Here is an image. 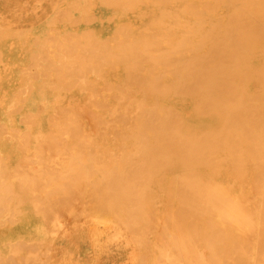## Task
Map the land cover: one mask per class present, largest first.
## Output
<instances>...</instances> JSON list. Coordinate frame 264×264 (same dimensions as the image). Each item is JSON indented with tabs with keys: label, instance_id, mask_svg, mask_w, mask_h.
I'll use <instances>...</instances> for the list:
<instances>
[{
	"label": "bare ground",
	"instance_id": "6f19581e",
	"mask_svg": "<svg viewBox=\"0 0 264 264\" xmlns=\"http://www.w3.org/2000/svg\"><path fill=\"white\" fill-rule=\"evenodd\" d=\"M4 1L6 2V0H0V14L2 12H6L2 8ZM74 1L78 2L77 6L76 4H74ZM72 3L76 8H72L74 7L73 5H71ZM69 5H71L72 7H70ZM61 6H63V3L61 4ZM69 7L72 9V11L70 9V11L68 12ZM67 8H68L67 10H64V14L65 12L66 14L67 13L70 14L69 15V18L71 19L70 23L68 21V27L70 29H65L67 25L64 26L65 27L64 30L61 29L66 32L65 34H67L66 35V37L68 36L67 38L61 35L60 37L58 35L53 36L55 30L57 29L56 28L54 32L52 31L48 32V36L46 37L42 38V36L37 35L39 39L37 38L34 39V37L32 39L35 42L36 39L42 40L50 36V39L49 38L48 39L51 40V34L49 33H53L52 36L54 39H56L54 40L55 42H57L58 39L59 40L61 39L59 43L57 42L58 44H60L59 46H61L59 48L62 49L63 46L61 44L68 43L67 44L68 47L70 46V44H74L73 49L78 48V51L81 42H83L84 45H81V48L83 49L80 48L82 52H78L77 49H75L76 52H78L82 57L84 56L83 53L85 49L84 47L86 46L88 49H90V47H88L87 45H91L92 46L91 53L90 52L88 53L87 49L85 50V52L87 51V53L85 54L86 55L89 54L88 55L89 57L83 59L80 55H76L80 58L79 60L81 61V66L79 68L82 67V64L83 66L86 67L83 68L84 70H81L82 68L81 69L77 68V66H79L77 65V63H79L80 61L77 59V57L75 58V56H73L74 52L72 51L73 50L72 45L71 47H69V49L71 48L70 50L67 49L68 47L67 48L65 47L67 50H65L64 48V50L67 53L61 51V49L58 50L60 53L55 52L54 54L53 53L54 51L52 53L50 52L51 54L54 55L58 53L60 55L62 54L61 55L62 58L59 57L60 55H56V57L58 56L57 58H55L54 56L52 57V59L58 60L57 63H62L59 62V60L60 61L66 60V64L63 62L65 64V65L63 64L64 65L63 68H66L65 66L67 65H69V67L68 69L62 70L65 71V75L63 76L57 75L59 73L57 71L58 70L60 71V69L62 68L56 67L55 63L57 60H52L51 57L48 56H46L45 58L51 59L50 62L52 64L53 61L52 66L54 65L53 67L55 68L50 66V62L48 61L47 62L49 63V65L47 64L46 61L44 63L42 61L43 64L40 65L41 63L40 59L47 60V59H43L44 57L42 58L39 57L40 58L38 60L39 62L35 61L37 64L35 63L34 65H36L38 69L46 65H48V68L49 66L53 68V70L57 72V74L54 73L56 74L55 76L57 77L55 76L53 77L55 82L56 79L58 78V81H60V82L57 81V83H59V86L64 76L66 77L71 74L72 75L74 74L73 76L71 75L70 79L64 78L66 79V81L70 80V83L68 82L69 86H67L66 82L64 83L62 81V83L64 84H61V86L65 85L64 90L68 91L70 86L71 88L73 87L75 89L76 84L81 85V82H83L84 81L83 79L85 78L84 74H87L90 70L88 69L90 68V66L88 67L87 65H90L95 62V64L93 65L94 67H91V69L94 68V70L93 71L90 70V73L92 77H96V78L93 80V82H91L90 80V84L99 81V84H97V87H99L100 82L103 81L104 83V81L106 80L108 81L107 82L108 85H106L108 87L105 86L106 83H104L103 86L108 88V90H110L108 92L110 93L109 95H107L108 93L104 94L105 92H107L106 91L107 89L104 90L105 92L103 91L102 93L101 89H105V88L104 87L101 88L100 86L99 89L101 90L100 91L101 93L98 91L100 94L96 92L95 96L88 95L89 96L88 98L91 102L88 99H79L78 101L75 100L73 96L69 98H73L74 102L72 99H70L72 101L71 102L68 98H67L68 101L65 102L64 100L66 99V97L64 98V100L61 97L63 96L62 94L65 95L66 93H64L65 91H63V88L61 89L60 87L58 89H61L63 92L57 89L58 91H56V95L54 94L55 97L52 96L55 102H53L52 100L50 102H45L44 100H40L42 102H34L36 101V99L33 98L34 101L32 99L31 101L30 98L26 96L32 90L30 87L29 88L30 91H28L29 89L26 88L25 91L26 93L27 92L28 93L24 96L25 98L29 99L30 103L23 102L22 99L23 96L21 97L19 92H18L19 95L18 94L16 95L15 93L17 92L15 91H14L15 93L12 94V95L15 94L17 97L12 96L10 93L9 95L12 97V99L10 97V100H14V102L13 101L11 102L7 101L8 103L4 102L5 104L4 107H0V156H1L0 159L3 160V162H1L0 160V164H3L2 166H4V167H0V185L1 188L2 187L5 188L4 189L6 190L5 194L7 193V191H11V190L14 191L16 187H17V189L15 190L16 194L18 193L17 191L19 189L20 190L22 189V187L23 189L21 191L23 192H21V194L22 193L25 194L27 192V190H25L24 192V186H21V188L19 187V184L21 185L19 181L22 179H19V181H15V183H18V185H16L13 182L14 180L18 179V177L14 180L12 179L13 181L11 182L9 181L7 183L5 181L6 180L5 178L6 176H5L3 178V181L5 182H2V177H1L2 175H6L8 174V172L11 173L17 172L15 171L16 170L15 168H18V166L16 165L17 167L14 166L13 169L15 170L12 171L11 170L12 167L10 169L8 168L7 164H5V159L8 158V154L6 155L7 156L6 158L2 159L3 152L1 151L4 150L1 145L2 138L7 137L9 140H11L12 137L9 138L8 136L14 137V135L15 134L18 135L17 132L20 131L18 127H17L18 130L14 127L15 132L14 131L11 132L10 130L11 128L7 130V127H10L11 125L10 126L7 125L18 124V123H20L21 125L24 124L23 126L27 128L25 130L29 132L27 133V131L24 130L25 132L23 131L22 133H20L19 135L20 137L16 136L14 137V139L15 138L20 139L23 136H24L23 138L25 139L27 134H28L27 136L28 138H32L33 136L37 138L41 136L43 141L47 140L46 144L47 143L51 144L52 142H54L55 138L59 140L62 139L61 137H59V135L61 133L63 134L66 133L62 130L63 128H61V126L62 127L64 126L67 127V129L69 128V130L67 129L65 130L64 128L65 131H68L67 136L68 134L69 136L72 135V137L69 136L68 137L73 140L74 139L77 140V142L73 141V143H70L69 146H67L69 147V149L60 148L59 150H57L59 152L61 150L66 151L65 154L63 152L62 155L60 156V158L64 163L62 164L64 167H62V165L60 166L63 169H66V171L69 168L70 170L67 171V173L65 171L64 172L65 174L63 173L62 169H61L62 173L61 171L55 172L56 168L53 166L54 170L53 169L50 170H53V172L57 174L58 172H60L54 178L59 179L58 181L60 182L61 181L63 182L61 183L58 181L56 182L53 178L54 180L53 182L55 183V185L52 184V182L50 181H48V185H50L51 183V187L52 185H54L52 188L54 187H57L59 189L63 188L66 191V198H65L66 202L67 201L74 202V200L75 201L78 200L74 196L76 193L77 197L78 198L80 197L78 200L79 204H81L80 202H82L83 204V201L85 200L87 201L85 202V206H87V208H88V203L91 204L90 205L91 207L92 206L99 207L101 204H103L100 206L101 208L100 207L99 208L103 210L107 208L110 211V213H112L114 209V207L111 206L114 205L116 206V203L122 202L123 204L126 205L124 206V208L127 207L128 205L131 209L128 210L129 207H127V209L125 210H128V212L125 213L126 211L125 212L123 211L125 215L129 214L124 216V218L125 217L127 218V216L132 217V218L129 217V220L133 219L132 222L135 221L134 223H137L140 226V227L138 226L137 228L142 229L145 232L148 231L147 234L154 232V230L152 232L151 231L152 229L150 228L151 226L152 227L155 226H153L154 224L152 223L153 224L152 225L149 220L151 219L153 220L154 218L153 221H155V219L158 218L159 205L161 206V203L165 204L163 206H166V203L167 205L171 204L172 206L169 205L170 210L172 211L171 213L168 211L165 212L166 209H164L166 215L165 219L168 217L172 218V220L176 219L174 220V222H178L177 223L178 227H175L176 225L173 226L174 228L177 229L178 233L172 232L171 229L173 227L170 224H169V226H171L170 230L169 227L166 228L167 227L166 226L165 229L164 228L161 229L162 230L161 232L162 234L164 233L163 237L165 235L166 236L169 235V238H171L170 237L171 235L172 238H174L173 236L177 234L175 235L176 236L175 238L180 243L177 242V244H175L176 242L173 241L174 250L173 248L170 247H169L170 249H168V247L164 248V246H160L159 250H162L161 247H163L165 251L162 250L164 252H161L162 253L161 254L159 253L160 251L157 249V252L158 251L159 252L156 255V257H158L159 254L163 256L166 254L165 255L166 257L165 256L160 257V258L163 257L164 259L163 258L160 259L158 257L160 260L157 259L156 262L158 261L160 262L161 260H163L161 261L163 263L158 262L157 264H165V263L170 264L171 262H174L171 264H181V263L183 264L184 262H181L182 258L180 257H182L186 251L188 252L192 251L193 254L188 253V255L189 254L191 255L189 256L186 255L188 256V258H190V256H192V258L189 259L191 262H189V260L187 261L188 259L187 258L186 259L187 262L185 264L187 263L197 264V262L201 263L205 257H206L205 259L208 260L210 259L209 257L214 258V255L216 257V254L218 252L223 253L225 251L226 253L227 251H230V249H232L233 247V244H231L232 239L229 238V235L224 234L226 233L224 232L225 231L224 229L223 231L222 228L221 229L219 228V230L221 231L220 232L218 230L220 232L219 233L218 231H216L218 229L216 228L217 226L211 227L212 224L215 225L214 222L216 223V221L217 222L223 221V219L230 220V217L231 219H233V221H235L237 218H238L237 220L243 219L245 221L247 220L251 221L252 219L255 220L256 219L255 217L257 215L259 217V215L261 214H262L261 218H264L263 212L261 213L259 210L258 211L260 213L258 211H254L256 207H264V0H73V2L71 0L68 2ZM62 10L63 8H60V6L56 5L55 0H46V1L44 0V4L40 12L44 14L43 15L44 18L48 14L54 12L59 13ZM38 18L39 16L32 17V19L25 18L23 19L24 20L23 23L22 22L21 23L29 26L36 25L38 24L39 21L43 19L42 18L41 20H39ZM13 19L11 20L9 17H7L8 20L7 22L12 23ZM57 30L55 34H57V32L59 34V30L58 31ZM65 34L63 32V35ZM2 36L4 38L3 33L1 37ZM56 37L59 38L57 39ZM53 38L51 42L55 44ZM64 38L66 39L69 38L66 43L65 41L62 40ZM49 40L47 41L48 43H50ZM70 40H74V41H70ZM61 41H63V43ZM78 41L80 45L78 44ZM36 42L39 43L37 46L42 45L41 44L42 41L41 42L36 41ZM47 42L45 41L44 45L46 44L48 45ZM4 43L7 42H5L4 40ZM33 43L32 40H30L28 43L30 44V46H28V48L31 47ZM76 43L79 47L75 46ZM34 44L35 45L33 46L35 47L36 43ZM36 48L37 47H35V51H38ZM45 51L47 52V50ZM69 51L70 52L72 51L73 53L71 54L69 53ZM61 52H64V54ZM68 53L73 56V59L75 58V61L77 59L78 62H75V65H73L74 64L73 59L72 62L70 61L71 55H68ZM41 54L46 55L44 53ZM51 54H49L48 52V55L51 56ZM0 55L3 56L2 54ZM93 55L94 57L95 55H97L96 56L97 59H95ZM92 57L95 60V61L93 60L94 62L91 59ZM87 58L91 59L90 62L92 61V63L86 65L85 63L89 62L87 61L89 60ZM37 59L38 58H36V60ZM67 59H69V62H71L72 66H75V68H77V71L76 69L70 66V64L67 62L68 61ZM81 59H83V63ZM0 63H2V61H0ZM31 63L27 64L28 66L20 67V69L19 66H17L18 69H15L12 72L14 73L15 76H17V75H23V73L27 75L28 73H31L32 70L33 72L35 71V73H32L34 76L33 75L31 76H33V78L34 77L36 78L40 75V72H37L38 71L36 70L37 67L36 68L32 67L33 69L30 70L29 65L32 66ZM57 66L62 67V64H58ZM114 66H116L115 68L117 69L115 70L116 72L113 71V74L115 73L114 75H116L115 78L114 76L112 77L105 76L106 72L108 71V68L109 71H112L114 70ZM70 67L71 69L73 68V71H75L74 73L71 69L69 70ZM51 68H49L48 70L49 72ZM111 68L113 69L110 70ZM41 69L39 71L42 72ZM9 70L11 71L10 68H8V71ZM78 70L81 71L78 72ZM36 72L37 74L39 73L38 76H35ZM66 72L69 74L67 75ZM60 76L63 78L60 79L61 78ZM73 77L74 80L72 81L71 79H73ZM86 79L89 82L88 78ZM3 80H5V78L3 79L2 77H0V101L2 103L5 98L4 97L5 93L3 89ZM49 80H51L48 82L50 85L51 83L52 84L54 83L52 79ZM110 81L112 82V84ZM57 83H55L56 84L55 86L52 85V87L48 84L46 85H48V87H51L50 89H53L52 91L54 92V90H56L55 87L57 86ZM78 85H76V87H78ZM94 85H96V83ZM30 86H32L33 88L34 85H30ZM90 86L92 87L93 85ZM66 87L68 88V90L66 89ZM23 88L24 87L21 88V91ZM73 88H72L73 91L71 89L69 90L70 93L75 92ZM57 94L58 95L61 94L62 96L61 95L57 96ZM73 94H76V92ZM101 94L103 96V100L97 101L96 100L98 98L97 96H100ZM20 97L22 99L21 102H16V100L19 101L18 99H20ZM58 97L61 99L59 100V102H56L59 99ZM79 97L80 96H78L77 98ZM91 99H94L95 101ZM61 100H63L64 102L63 101L61 102ZM96 101L99 103H97ZM100 103L101 104L103 103L105 106L102 104L103 106L99 108V106H101ZM9 105L11 108L7 107ZM38 106L49 109L43 110V108L40 107L39 109L37 108L35 109V107ZM91 106L96 107V109L95 108L93 109ZM90 107L92 109H90ZM35 123H37V126H39V124H47L48 131L46 129L47 132L45 131L39 132L42 129L40 125L39 128L41 129L39 130L37 129L38 131L32 134L30 132V129L32 130L31 126L35 125ZM29 124L30 126H27ZM49 124L51 125V128L49 127L50 126ZM53 125L55 127L60 126L58 129L56 128L57 132L53 131L55 129ZM89 125H93V127L97 126V128L94 127L95 129L94 128L92 129L94 131L97 129L98 132L91 131L92 129H90V127L89 130H86L85 128ZM4 127H6L5 128L6 131ZM71 127H73L74 129ZM78 127L80 128L84 127L85 130L81 128L82 130L80 129V132H78L77 131L79 130L77 129ZM102 127L105 128L102 129ZM72 130L77 132L72 133L74 132ZM29 134L33 136L30 135L29 137ZM38 134L40 136H36ZM92 136L99 137V139L94 138L95 140L102 139L100 138L102 136L104 137V140H106L105 138H109V137H111V139H107L106 140L107 142L104 141L106 144H103L104 142L102 143L103 139L100 140L102 144H100L99 141H96L95 143L97 144H95L93 143L94 139ZM68 137H66V139H69ZM90 138L93 141V142L90 141L93 143V145L90 144L88 141L90 140ZM37 139L39 140V138ZM38 140L36 141L35 139L36 142H38ZM56 141L57 140H55V144L59 147H62L60 145L63 144L60 143L59 145V143L57 144ZM71 141L69 140V142ZM30 142L31 141H29V143ZM39 144H40L39 146L41 147L42 146L41 141L39 142ZM46 144L44 143L43 146L45 147ZM53 144H52L53 147L52 146L50 147L54 148V150L59 148L56 145L54 146ZM80 144H83L84 146L83 145L81 146ZM21 145L23 144H19L18 146H20L21 149H26L25 147L22 148ZM18 146L17 148H19ZM25 146H29V145L26 144ZM50 147L47 149V151L48 150L50 151L52 149ZM80 147L82 149L84 147V149L82 150ZM39 149H37V151ZM42 149L39 150L40 153L42 152ZM45 149L43 151H45ZM52 151L53 149L49 153L46 152L45 153L49 155H52L53 153L56 155L59 154L58 152L55 153L56 151L53 152ZM23 152L24 151L21 152L22 154L21 156H23L24 154ZM37 155L39 156V154ZM27 156H25L26 158L24 161L22 158H21L22 160L17 159V162H15L14 164L17 163L22 165L23 167L24 162L26 161L28 162L27 165H29V163H31V165H34L32 164V162L35 163V161H31L30 159L33 157L32 153H31L32 157L27 158ZM41 156L43 155L41 154ZM64 156H66V161H64L65 160ZM56 157L57 156H55V160L57 159ZM108 157H110V159L112 160H110ZM51 158L52 160H54L53 159L54 157ZM51 158H48L46 160V161L49 160V162L44 161L45 164L47 163V165H49V163L52 162ZM32 159L34 160V157ZM41 159L43 160V158ZM104 159L108 163L105 162ZM102 160L104 161V163ZM109 160L111 162H109ZM10 161L8 162L11 163ZM19 161L20 162L22 161L23 164H21ZM70 161L71 162L74 161V164L75 162L80 161L81 165L85 163V165H83L85 166V169L84 167L80 168L81 170L84 169L83 172L80 174V172L77 171V168L79 170V166H80L79 163L77 164L79 166H76L73 164V162H72L73 165L70 164ZM81 161L83 162L85 161V162L81 163ZM65 162H67L69 165L68 164L66 165ZM38 163H40V160L38 161ZM43 164L44 163L42 162L40 165ZM65 165L68 168H66ZM71 165L73 168H71ZM60 166L58 164V167ZM74 166L76 167L74 168ZM25 167L28 166H24L23 167L24 170L22 168L23 173L19 174V172L20 171L22 172V170L17 169L19 171L17 174L19 175H15V173L14 174L10 173L9 174L10 177L13 178V176L14 177L20 176L24 178V176L21 174H24L25 173L24 171L25 170L27 171V169H29L30 166L28 168ZM43 167H45V165L42 166V169H40L39 166L37 168L39 170H43L44 174L46 173L49 174L50 172L47 171L49 170L48 168H51V164L48 167L46 166L47 171L46 169H43ZM31 169H29V171H31ZM36 169L34 171L39 172ZM44 170L46 171V173ZM29 171H27L28 173L26 172L27 176L29 174ZM32 173L31 175L29 174L30 178H35V176L37 177L38 176L37 174L39 173H40L39 177L42 178V176H40L42 174L41 172L37 174L35 172L34 177H33L34 172ZM9 175L7 176L9 177ZM51 176L52 175H50V178ZM8 177L7 180L10 179V177L9 178ZM39 177H37V179ZM45 177L47 178V175L46 176L44 175V178ZM37 179L34 180L35 183H38V181H40ZM49 179H46L44 181L47 182V180ZM75 179L77 182L75 181ZM28 180L30 181V183L26 182V185H28L27 183H29L32 186V188L30 185H28L30 186L29 187L30 191L28 188H25L28 189L29 193H27V195H23V194L21 195L23 202H25L30 197L31 203L34 206L39 205L37 207L40 208H41L40 204L43 205L42 202L44 203L47 202L49 205L54 204L55 202L54 199L56 198V194H57L56 192L60 191L59 189L56 192H54L55 191L54 189L56 188L52 189L53 190L52 193H55L53 194L55 195V197L52 199L54 200V202L50 204L51 199L49 198L46 199V194L50 193L51 195L50 191L52 190L50 191L45 190L46 186L44 187V185H46V183H44L43 180L41 181L42 186L39 185L41 182L38 185L34 183V185H36L34 188L33 183H31L32 179H29L28 177ZM77 183L78 186H76ZM83 187L85 188V190ZM1 188L0 190L3 189ZM63 192L60 191L58 193L59 194L62 193L63 195L64 194ZM2 193L4 194L3 190ZM11 193L12 191L8 195H11ZM78 194H80L81 196H83L82 194H84L85 200L83 197V201H81L82 197L80 195L78 196ZM13 195H15V193ZM53 195L51 196L53 197ZM62 195H60V197L58 196V198H60L59 200H61L62 197H65V195L64 196ZM6 196L7 195H5V197ZM22 196H24V198ZM25 197H27V199H25ZM145 198L148 199L146 200ZM48 199L50 200L49 202ZM8 200L10 199L5 200L4 198L2 202L3 201L8 202ZM64 201L62 198V202ZM56 202L59 203L58 201ZM73 202H71L72 204L70 203L71 206L72 205L74 206L75 202L74 203ZM22 203L20 202V204ZM48 204L46 205L48 206ZM77 204L75 205L76 206V208H74L75 210L77 209ZM95 204H97L98 206L97 205L95 206ZM105 204H106V208L103 207ZM137 204H142L143 206L142 205L135 206ZM144 204H146V206ZM1 205L2 204H0V206ZM2 206L0 208L1 211L4 210L2 211V215L5 213V211H8V214L9 212H11V210H9L8 208L4 209L2 208ZM64 206L65 204L60 207L58 206L59 208H57L58 210L61 208L60 210L62 211L59 210L60 212H62L60 213L61 215L64 214V212L66 211L62 209V207L66 209V207ZM107 206H109L112 209H110ZM3 207H5V205ZM94 207H92L93 210ZM143 207L144 209L142 210L141 208ZM79 208H82V206L80 205ZM92 208H90V210ZM249 208L253 211H248L250 210ZM14 209L16 210L19 208L15 207ZM57 209H54V211ZM139 209H141V213H140L141 216H136V217L137 219L141 217V220L139 219L138 221L140 222L138 223L134 215L138 214ZM35 210H37V208H35ZM39 210L40 209L38 208L36 212H39ZM108 210L106 211L109 215L110 213ZM134 210L136 212H134ZM120 211L122 213L121 208L120 210L117 211V213ZM14 212L15 211L13 210V214ZM50 212L48 211V214ZM97 212H98V208H97ZM234 212H236L237 214ZM19 213H21V211ZM44 213L46 214V212ZM107 213L105 217H107ZM113 214L114 213H112V215ZM112 215L110 214L109 217L111 218ZM119 215L121 216V214ZM238 215L241 216L247 215V216L241 217ZM8 216L9 215H7L5 218H7ZM43 216L45 215L43 214ZM30 217H31L30 215L26 216L25 218L26 223L21 228L17 227V233L19 232L21 233L22 235L20 236L21 238L25 237V239H28L30 235H34V234L39 235L38 232H40L41 230L40 224H38L37 228H35L37 230H35V232H32L31 227L28 225L29 224L28 221L32 218ZM58 217L61 216L59 215ZM69 217L71 219L70 215ZM69 217H68V221H69ZM169 218L167 219L168 221L171 220ZM218 218L221 219L219 220ZM7 219L8 220L11 219V216L10 218L8 217ZM127 220H123V221H127ZM142 220L143 221L148 220V221L142 222ZM179 220L186 221V223H181L179 222ZM212 220H214V222H212ZM3 222L4 221H1L0 223V241H2L3 239L5 241L8 239H12L10 237L14 236V235L10 236L11 233L10 230H12L13 226H11L9 222L8 223L7 222L3 223ZM143 223L144 224L150 223V224H148L149 226L146 227L145 226L146 224L144 225ZM170 223L172 224V221H170ZM53 224L55 225V223H52V225ZM141 225H143L144 227ZM236 225L237 224H235L234 227H237ZM48 226L53 227L51 225ZM254 229L252 231H254ZM243 230L244 229H242V231ZM246 230L247 229L245 227V231ZM48 232L49 231H47V234L50 233ZM181 233H185V234L189 233L190 236L193 238L192 243H190L191 240L187 238L188 236L185 237L186 235L183 236L181 235ZM221 233L223 234L221 235ZM238 233L240 234V232ZM235 234L233 232L230 233L231 236H234ZM247 235L249 238L250 233ZM186 238L189 241L188 240L185 241ZM234 238H236V236H234ZM243 238L245 239L244 236ZM252 239L250 240L251 242ZM247 241L245 243H247ZM23 242L25 241L21 242L24 248ZM38 242L39 241H37V243ZM183 242L190 243L191 246H193L194 249L197 250H194L193 248L190 249L188 247L185 249L184 245L181 244ZM232 242L236 243L238 242V239L236 238ZM159 243H160V239H159ZM2 244L4 245V242ZM254 244L256 245V242ZM16 245L19 246V244ZM16 245H14L13 243V246ZM22 246H20V248H22ZM25 246L26 247L28 246L27 247L28 249L30 244L29 245L27 244ZM138 246L139 245L137 244V247ZM141 246L143 245L141 244ZM145 246H146L145 248L144 246L142 248L143 249L147 248L146 250H148L149 244H145ZM236 246H238V244ZM35 248H36L35 250L37 251V247ZM150 248H152V246ZM27 249H26V253L31 248L29 250ZM20 250L21 249H19L18 247L17 250L13 251L15 253L14 256L19 255ZM168 250H170L169 255L172 254L173 257L167 256L169 253ZM9 251L10 252L8 253V255L12 253V249ZM214 252L216 254H214ZM146 253L150 254V250L147 251ZM142 254L147 255L144 253ZM175 254L178 255L176 256V258H175ZM232 254L233 253L231 252L230 255L232 257L229 255L230 257L228 256V259H226L225 262L227 261L229 262L231 258H232L231 261L235 260L236 255L235 254L232 255ZM36 255L37 254H35V256ZM143 255L141 256L142 258ZM32 256H33V252H32ZM10 257L11 256L9 255L8 258L7 257L5 258L10 259ZM22 257L20 261H22ZM26 257L27 256H25V258ZM148 257L149 256H147L146 258ZM196 257L199 259H196ZM17 258L19 257L17 256ZM30 258L33 259V257ZM165 258L166 259L168 258L167 262L166 261L164 262ZM183 258H185V254ZM135 259L137 258L135 257ZM170 259L171 261L169 262ZM191 259H193L194 262ZM148 260L149 259H146L145 263L148 262ZM178 260L180 262H178ZM258 261H261V259L259 258ZM208 262H210V260H208ZM225 262L224 264H228ZM135 263L131 262L129 264H135ZM145 263L141 262V264H145ZM150 264H156V263L152 262ZM238 264H243V263L239 262Z\"/></svg>",
	"mask_w": 264,
	"mask_h": 264
},
{
	"label": "rangeland",
	"instance_id": "374dc122",
	"mask_svg": "<svg viewBox=\"0 0 264 264\" xmlns=\"http://www.w3.org/2000/svg\"><path fill=\"white\" fill-rule=\"evenodd\" d=\"M46 1V0H45ZM69 1H71V0H69ZM68 0H55V3H56V5L57 6H60V8H63V10L61 11V12H59V13H56V12H54V13H51V14H48L47 16H45L44 18H43V15L44 14H42L41 12H40V10H41V8H42V6H43V4H44V0H6V2L4 1L3 2V10H5L6 12H2L1 14H0V38H1V40H0V54H2L3 56H1L0 55V57H1V60L0 61H2V63H0L1 65H0V77H2L3 79L5 78V80H3V89H4V93H5V95H4V101H3V103L0 101V104H2V105H0V107H4V102H7V101H13L14 102V100H10V93H11V95L13 94V93H15V92H17V93H15L16 95L18 94V92H19V94L21 95V97L23 96H25L27 93H26V88L27 89H29L30 87H31V91H30V89L28 90V91H30V95L29 94H27L26 96H28V98H30V100L32 99L33 100V98L34 99H36V101H34V102H42V101H40V100H44L45 102H50L51 100L53 101V102H55V100H54V98H52V96H54V94L56 95V91H58V90H61L62 88H63V91H65L64 89V86L65 85H62L61 86V84H64L65 82L67 83V86H69L68 85V82L70 83V80L69 81H66V79H70V77H71V75H69V76H64V78H66V79H64L63 77H59L60 79H62V81L64 82V83H62V81H61V83H60V86H59V83H57V81H58V78L56 79V82H55V80H54V77L53 76H55L56 74H57V72H59L57 75H65V71H62V70H65V69H68V67H69V65H67V66H65L66 68H63L64 67V65L66 64V60L64 61V60H59V62H62V63H57L58 62V60L57 59H52V57L54 56L55 58H57L56 57V55H60L59 53V51L58 50H60L61 48H59V47H61V46H59L60 44H58L59 42H60V40L58 39L59 37H60V35L61 36H65L66 37V35L67 34H65L66 32L65 31H63L64 30V26L65 25H67V27L65 28V29H70L69 27H68V21H69V23H70V18H69V15L70 14H66V12H65V14H64V10H67L68 8V2H69ZM72 2H73V0H72ZM76 2V3H75ZM30 3V4H29ZM63 3V6H61V4ZM71 3V2H70ZM69 3V4H70ZM78 2L77 1H74V4H76V6L78 5L77 4ZM71 5H73V3L71 4ZM71 5H69L70 7H72ZM74 6V5H73ZM69 7V10H68V12L70 11V8ZM72 8H76L75 6L74 7H72ZM71 11H72V9H71ZM53 12V11H52ZM30 15V16H29ZM41 15V16H40ZM39 16V20H41L42 18V20L41 21H39L38 22V24H36V25H24V24H22L23 23V19H25V18H27V19H32V17H38ZM65 16V17H64ZM68 16V17H67ZM90 16H92V15H90ZM89 16V17H90ZM7 17H9L11 20L13 19V21H12V23L10 22H7L8 20H7ZM67 17V18H66ZM82 17V16H81ZM64 18V19H63ZM92 18V17H91ZM90 18V19H91ZM20 19V20H19ZM69 19V20H68ZM82 19V18H81ZM64 20H66V21H64ZM29 21V20H28ZM63 21V22H62ZM17 22H19V23H17ZM22 22V23H21ZM50 22V23H49ZM58 24V25H57ZM45 27V28H44ZM59 30V34H58V32H57V34H55L56 33V30L57 29ZM45 29V30H44ZM56 29V30H55ZM61 29H63V30H61ZM54 30H55V32H54ZM57 30V31H58ZM43 31H45V32H43ZM54 32V35L53 36H59V37H56L58 40H57V42H55L54 40H56V39H54L53 38V36H52V34L53 33H49V34H51V40H49L50 39V36L48 37V38H45V39H42L43 37H46V36H48V32ZM63 32H64V34L65 35H63ZM2 33L4 34V38H3V36L1 37V35H2ZM40 34V35H39ZM42 36V40H37V39H39L38 38V36ZM34 37V39L35 38H37L36 40H35V42H34V40L32 39ZM68 37V36H67ZM66 37V38H67ZM3 38V39H2ZM52 38H53V41L55 42V44H57V45H55L53 42H51L52 41ZM62 38V37H61ZM66 38H64V39H62L63 41H65V43L67 42V40L69 39H66ZM32 40V43L34 42V43H36V46L35 47H37L36 49L38 50V51H35V47L33 46V45H35L34 43H33V45H31V47H29L28 48V46H30V44H28L29 43V41L30 40ZM50 41V43H48L47 41L48 40ZM66 39V40H65ZM4 40H5V42H7V43H4ZM1 41H2V43H1ZM36 41H39V42H41L42 41V45H39V46H37L39 43H37ZM44 41V42H43ZM45 41L48 43V45L46 44V45H44V43H45ZM63 41H61L62 43H63ZM70 41H74V40H70ZM4 43V44H3ZM52 43V44H51ZM64 44V43H63ZM61 44L63 47H62V49H61V51H64V52H66L65 50H67V49H69V47H71V45H72V49H73V46H74V44H70V46L68 47V43H66V44ZM78 44L80 45V43H79V41H78ZM52 45H53V47H52ZM66 45V46H65ZM81 45H84L83 44V42H81ZM81 45H80V47L77 45V43L75 44V46L77 47H79V51H78V48H75V49H77V51L78 52H82V50L81 49H83V48H81ZM85 45H87V44H85ZM88 47H90V49H88L86 46L84 47L85 49H84V51H83V53H84V56L82 57L78 52H76V50L75 49H73L72 51L74 52H70L69 51V53H73L74 55L73 56H75V58L77 57V59L79 60L80 58L78 57V56H76V55H80L83 59H86V57H89L88 55L89 54H85V53H87V51L85 52V50L87 49L88 50V53L90 52L91 53V45H87ZM41 47H43V48H46V49H43V48H41ZM55 47V48H54ZM67 49H66V48ZM95 47V46H94ZM26 48H27V50H29V51H27L26 50ZM39 48V49H38ZM64 48H65V50H64ZM81 48V49H80ZM40 49H41V51H40ZM71 49V48H70ZM69 49V50H70ZM93 49V48H92ZM45 50H47V52L45 51ZM2 51H3V53H2ZM54 51V52H53ZM46 52V53H45ZM48 52H49V54H51L52 52L55 54V52L57 53V52H59L58 54H56V55H54V54H51V56L50 55H48ZM51 52V53H50ZM64 52H61V53H63L64 54ZM41 53H44V54H46V55H43V54H41ZM67 53V52H66ZM65 53V54H66ZM68 53V55H71V54H69ZM75 53H78V54H75ZM82 54V53H81ZM5 55V56H4ZM43 55V56H42ZM62 55V54H61ZM59 56L60 58H62V56ZM67 55V54H66ZM46 56H48V57H51V59L52 60H57L56 61V63H55V65H56V67H59V68H62V69H60V71H62V72H60L59 70L56 72L55 70H53V68H55V67H53L52 66V64H53V61H52V64H51V62H50V60L51 59H48V58H45ZM65 56V55H64ZM73 56L71 55V57L70 56H68V57H70L71 58V62H72V59H73ZM90 56H91V54H90ZM97 55H95V57H94V55H93V57L95 58V59H97V57H96ZM42 58V57H44L43 59H47V60H41L40 58ZM85 57V58H84ZM93 57L91 58L92 59V61L94 60L93 59ZM32 58H34V59H32ZM36 58H38L37 60H36ZM59 58V59H60ZM75 58L73 59V65H75V62H78L77 61V59H76V61H75ZM40 59V65L41 64H43L45 61L47 62H50V66H52L53 68H51L50 66H49V68H51V70H52V72H51V70H50V72L48 71L49 70V68H48V65H49V63L47 62V64L48 65H46V63H45V65L46 66H43V67H41L40 69L42 70V72L41 71H39L40 69H38V67L36 66V65H34L36 62H39L38 60ZM83 59H81L82 60V63H83ZM87 59H89V58H87ZM91 59H89V60H87V61H89V62H84L86 65L87 64H89V63H92V61L90 62V60ZM68 61V63L70 64V66L71 67H73L74 69H76V71H77V68L78 69H81V70H84L83 68L84 67H86V66H83V64H82V67L81 68H79L80 66H81V61L79 62V63H77V65H79V66H77V68H75V66H72V64H71V62H69V59H67ZM36 61V62H35ZM42 61H43V63H42ZM85 61V60H84ZM95 61V60H94ZM93 61V62H94ZM4 62V63H3ZM32 62V63H31ZM34 62V63H33ZM55 62V61H54ZM65 64H64V63ZM96 62H97V60H96ZM29 63H31L32 64V66L31 65H29V68H30V70L31 69H33L32 67H34V68H36L37 67V69L36 70H38L37 72H40V75H39V73L37 74V72H36V74H35V76H38V77H34L33 78V74L32 73H35V71L33 72L32 70H31V73H28L27 75H33V76H27L25 73H23V75H17V76H15L14 75V73L12 72V71H14L15 69H18L17 68V66H19V69H20V67H22V66H28L27 64H29ZM3 64V65H2ZM37 64V63H36ZM39 64V63H38ZM58 64H62V67L61 66H57ZM64 64V65H63ZM84 64V65H85ZM95 64V62L94 63H92V64H90V65H87L88 67L90 66V68H88V69H90L91 71H93L94 70V68H92L91 69V67H94L93 65ZM6 65V66H5ZM11 66H12V68H11ZM14 66V67H13ZM39 66V65H38ZM6 67V68H5ZM46 67V68H45ZM71 67L69 68V70L71 69ZM116 66H114V70H112L113 68H111L110 70H112V71H109V68H108V71L106 72V74H105V76H108V77H112V76H114V78H115V76L116 75H114L113 74V71H115V70H117L116 68H115ZM8 68H10L11 69V71L9 72L8 71ZM23 68H25V67H23ZM26 68H28V67H26ZM58 68V69H59ZM73 68L71 69L72 71H73ZM43 69H44V72H43ZM46 69H47V71H46ZM69 70H66V71H69ZM81 70H78V72L79 71H81ZM90 70H89V75H88V73L87 74H84V76H85V78L83 79L84 81L83 82H81V85L79 86L78 84H76V85H78V87H76V85H75V89H74V91L76 92V94H73V93H75V92H72V93H70L69 92V90L71 89L72 90V88H71V86L69 87V90H68V88L66 87V89L68 90V91H65L64 93H66L65 95L64 94H57V96H62L61 98L64 100V98L66 97V99L64 100L65 102H67L68 100H67V98L70 100V99H72L73 100V98H75V100H78L79 101V99H88L89 100V96L88 95H91V96H95V94H96V92H100L101 90H102V93H103V91L104 90H106L107 92H105L104 94H106V93H108L107 95H109V93L110 92H108V91H110V90H108V88H106V87H108V86H106V85H108L107 84V82L108 81H104V83H106L105 84V86L106 87H104L103 86V81H101L100 82V86H101V88L102 87H104L105 89H99V87H97V84H99V81H94L95 83H96V85H94L95 83H93V84H90V80H91V82H93V80L96 78V77H92L91 76V73H90ZM6 71V72H5ZM47 72H49V73H47ZM75 71H73V73H74ZM116 72V71H115ZM13 73V74H12ZM42 73V74H41ZM54 73H56V74H54ZM67 73V72H66ZM113 75H112V74ZM69 73H67V75H68ZM77 74V73H76ZM74 75V74H73ZM72 75V76H73ZM5 76V77H4ZM76 76V75H75ZM83 76V77H84ZM55 77H57V76H55ZM69 77V78H68ZM33 79V81H32V79ZM76 78V77H75ZM86 78H88V80H89V82L87 81V79ZM91 78H93V79H91ZM113 78V79H114ZM49 79H52L53 80V84L51 83V85L48 83L49 81H51V80H49ZM59 79V80H60ZM112 79V78H111ZM72 81L74 80V77H73V79H71ZM98 80H100V79H98ZM15 81V82H14ZM80 81H82V80H80ZM85 81H87V82H85ZM58 82H60V81H58ZM75 82V81H74ZM73 82V83H74ZM98 82V83H97ZM111 82V81H110ZM55 83H57V86H59V87H55V89L56 90H54V92L52 91L53 89H50L51 87H52V85H56ZM78 83V82H77ZM80 83V82H79ZM84 83H85V85H86V88H87V90H86V88H85V85H84ZM87 83V84H86ZM46 84H48V85H50L51 87H48V85H46ZM84 86H83V85ZM93 85L92 87L90 86V85ZM110 84V83H109ZM111 84H112V82H111ZM28 85H29V87H28ZM30 85H34L33 86V88H32V86H30ZM74 85V84H73ZM26 86V87H25ZM82 86H83V89H82ZM22 87H24L23 89H22V91H24V92H22L21 91V88ZM61 87V89H58V88H60ZM79 87H81V88H79ZM54 88V87H53ZM20 89V90H19ZM44 89V90H43ZM58 89V90H57ZM81 89V90H80ZM85 89V90H84ZM12 90V91H11ZM19 90V91H18ZM91 90H92V92H91ZM15 91V92H14ZM21 91V92H20ZM62 90H61V92H63ZM73 91V90H72ZM86 91H87V94H86ZM81 92V93H80ZM91 92V93H90ZM98 92V93H99ZM41 93H42V95H41ZM101 93V92H100ZM99 93V94H100ZM12 95V96H15V97H17L16 95ZM18 94V95H19ZM86 94V95H85ZM99 94H97V95H99ZM103 94V95H104ZM77 95V96H76ZM106 95V96H107ZM71 96H73V98H69V97H71ZM78 96H80L79 98H77ZM19 97V96H18ZM21 97H20V99H18V98H15V99H18L19 101H17L16 100V102H21V100L23 99V102H29L30 103V101H29V99L28 98H23L22 97V99H21ZM55 97V96H54ZM98 97V98H97ZM95 99L97 100V101H100V100H103V96H102V94L100 95V96H97ZM100 97H101V99H100ZM59 98V97H58ZM61 98H59L58 99V101H56V102H59V100L61 99ZM11 99H12V97H11ZM31 100V101H32ZM63 100H61V102L63 101ZM91 100H94V99H91ZM43 101V102H44ZM63 101V102H64ZM71 101V100H70ZM90 101V100H89ZM95 101V100H94ZM96 101V102H97ZM15 102V103H16ZM72 102V101H71ZM73 102H74V100H73ZM91 102V101H90ZM95 102V103H96ZM103 102V101H102ZM8 103V102H7ZM92 103H94V102H92ZM97 103H99V102H97ZM104 103V102H103ZM102 103V104H103ZM101 104V103H100ZM101 104V106H99V108H101L103 105ZM105 106V105H104ZM7 107H9V108H11L10 107V105L9 106H7ZM39 107L40 108H43V110L44 109H49V108H44V107H41V106H38V107H35V109L37 108V109H39ZM93 109L95 108L96 109V107H93V106H91ZM90 107V109H92ZM21 108V107H20ZM22 108H24V107H22ZM28 108H30V107H28ZM97 108H98V106H97ZM104 108V107H103ZM8 109V108H7ZM13 109V108H12ZM11 109V110H12ZM53 109H54V107H53ZM10 110V109H9ZM40 110H42V109H40ZM62 110V109H61ZM64 110V109H63ZM13 114V113H12ZM18 115V114H17ZM11 125V126H10ZM24 125V124H23ZM23 125H21L20 123H18V124H9V125H7V126H10V127H7V130L8 129H10L11 130V132L12 131H14V129L16 128L17 129V127H18V129H20V131L19 132H17V134L18 135H14V137H16V136H19L20 135V133H22L25 129H27L25 126H23ZM40 125H41V128H39L40 127ZM50 125V124H49ZM27 126H30V124L29 125H27ZM48 125L47 124H39V126H37V123H35V125H32L31 126V128H32V130L30 129V132L33 134L34 132H36V131H38L39 129H41V131H39V132H47L48 131V127H47ZM54 126V125H53ZM15 127V128H14ZM50 128H51V125L49 126ZM55 127V126H54ZM60 126H56L55 127V129L57 128H59ZM89 127H90V129H92V128H97V126H94L93 127V125H89V126H87L85 129L86 130H89ZM6 127H4V129H5ZM29 128V127H28ZM49 128V129H50ZM61 128H63L62 130L64 131V132H66L65 134H63V133H61L60 135H59V137H61L62 139H57V138H55V140H57L56 141V143L58 144L59 143V145H60V143H62L63 145H60V146H62V147H59V146H57L56 144H55V140H54V142H52L51 144H49V143H47L46 144V142H47V140H45V141H43L42 140V138H41V136L38 134V135H36V136H40V137H37V138H39V140L36 138V137H34L33 135H31V134H29V137H30V135L31 136H33L32 138H28L27 136H28V134H27V136H26V134H25V139L23 138V137H21L20 139H17V138H15L16 140H18V141H16L15 139H14V137L13 136H8L9 138L10 137H12L11 138V140H9L7 137H5V138H2V140H1V145H2V147H3V149L4 150H2L1 152H3L2 153V159H4V158H6L7 156V154H8V158L7 159H5V164H7V166H8V168H10L11 169V167H12V171H14L15 169V171H17V172H14L15 173V175H19L20 173H23V170H24V166H30V168L29 169H31L32 167V169H31V171H29V169H27V171H29V174L31 175V173L32 172H34V175H33V177L35 176V172H36V174L37 173H39V172H41L42 174L40 175V176H42V178L41 177H39V174H37L38 176L37 177H39L38 179H37V177L35 176V178H30V175L28 174V176H27V174H26V170L24 171L25 173V175L24 174H21V175H23L24 176V178H22V177H20V176H16V177H14L13 176V178L12 177H10V173L11 172H8V174H6V175H2L1 177H2V182H11V181H13L14 179H16L17 177H18V179H16V180H14L13 182L15 183V181H19V179H24L23 181L25 182V185H26V182H29L30 183V181L28 180V177H29V179H32L31 180V183H33V185H34V183H35V179H37V180H40V181H38V183H35V184H39L42 180L44 181V180H46V179H49L50 178V175H52L51 176V178L49 179V180H47V182L46 181H44V183H46V185H44V187L46 188L45 190L46 191H50V190H52V189H54V188H56V189H54L55 191L54 192H56L59 188H57V187H54V188H52L54 185H55V183L53 182L54 180L57 182L59 179H55L54 177L56 176V175H58L60 172H58V174L57 173H54L53 172V170H54V167L56 168V170H55V172L56 171H61V173H62V170H63V173L66 171V169H63L62 167H64L62 164H64L63 163V161H62V159L60 158V156L62 155V153L64 152V154H65V150H61L60 152L59 151H57V150H59L60 148H62V149H69V147H67V146H69V144L70 143H73V141H75V142H77V140H73V139H71V138H69V137H72V135L71 136H69V134H68V136H67V132L68 131H65L66 129H67V127H62L61 126ZM64 128H65V130H64ZM71 128H73V127H71ZM76 128V127H75ZM82 128V127H81ZM80 127H78L77 129H79V130H77L78 132H80V129H81ZM94 128V129H95ZM99 128V127H98ZM103 128H105V127H102V129ZM13 129V130H12ZM17 129V130H18ZM38 129V130H37ZM46 129H47V131H46ZM52 129H54V128H52ZM53 130V131H56L57 132V129L56 130ZM74 129V128H73ZM83 130H85L84 129V127L82 128ZM81 129V130H82ZM101 129V128H100ZM16 130V131H17ZM61 130V131H62ZM67 130H69V128L67 129ZM5 131H6V129H5ZM25 131H27V130H25ZM24 131V132H25ZM60 131V132H61ZM62 131V132H63ZM72 131H74V130H72ZM71 131V132H72ZM77 131H74V132H72V133H75V132H77ZM91 131H93V132H96L97 131V129L94 131L93 129L91 130ZM15 132V131H14ZM49 132H50V130H49ZM52 132V131H51ZM82 132V131H81ZM85 132H88V131H85ZM98 132V131H97ZM27 133H29L28 131H27ZM22 135V134H21ZM24 135V134H23ZM94 135H96V134H94ZM20 137V136H19ZM66 137H68L69 139H66ZM93 137V136H92ZM91 137V138H92ZM36 139V141L38 140V142H36L35 141V139ZM90 138V140H88L89 141V143L90 144H92L93 145V143H95L96 141H99L100 142V140H102L103 139V141H102V143L105 141V142H107L106 140L107 139H111V137H109V138H105L106 140H104V137L102 136V137H100V138H102V139H100V140H95V139H99V137L98 136H96V137H93V139H94V142L92 141V139ZM23 139V140H22ZM31 141L30 143H29V141ZM59 140V141H58ZM69 140L71 141V142H69ZM41 141V144L44 142L45 144H46V149H45V147L43 146L44 145V143L42 144V146L40 147L39 145V142ZM67 141V142H66ZM90 141H92V142H90ZM19 142V143H18ZM22 142H24V143H22ZM66 142V143H65ZM69 142V143H68ZM74 142V143H75ZM87 142V141H86ZM103 143V144H106V143ZM27 145H29V146H25L26 144ZM54 143V144H53ZM85 143V142H84ZM101 142H100V144H102ZM19 144H23V145H21L22 146V148H26V149H21V147L20 146H18ZM25 144V145H24ZM36 144H38V145H36ZM52 144L55 146H57V147H59V148H57L56 150H54V148H52L53 146H52ZM95 144H97V143H95ZM94 144V145H95ZM81 146L83 145V144H80ZM17 146L19 147V148H17ZM39 147V148H37V147ZM50 146H52V147H50ZM64 146H66V147H64ZM84 146V145H83ZM52 148L53 149V151H56L55 153H59L58 155H56V154H52V155H49V154H46V153H49L48 151H47V149L48 148ZM86 147V146H85ZM35 150H34V149ZM43 148V149H42ZM81 148V147H80ZM37 149H39V150H41L42 149V152L40 153V151L38 150L37 151ZM45 149V151H43ZM82 149V148H81ZM83 149H84V147H83ZM82 149V150H83ZM15 150V151H14ZM24 151L23 153V156L25 155V156H27V155H29V156H27V158H29V157H32L31 156V153H32V155H33V157H34V160L32 159V158H30L31 159V161H35V163H33L32 162V164H34V165H31V163H29V165H27V163L28 162H24V166L22 167V165H20V164H14L15 162H17V159H23V161L25 160V156L23 157V156H21L22 154H21V152L22 151ZM32 151V152H31ZM52 151V152H53ZM10 152V153H9ZM18 152V153H17ZM31 152V153H30ZM38 152V153H37ZM46 152V153H45ZM51 152V153H52ZM67 152H68V150H67ZM30 153V154H29ZM35 153V154H34ZM39 154V156H40V158H39V156L37 155V154ZM17 154H18V156H17ZM41 154L45 157H43V156H41ZM36 155V156H35ZM46 155V156H45ZM48 155V156H47ZM37 156H38V158H37ZM54 157L53 159L54 160H52V158L51 157ZM55 156H57L56 158V160L57 161H59V160H61V161H59V162H57L56 160H55ZM46 157H48V158H51V163H49V165L51 164V168H48L49 170L47 171V167L49 166V165H47V163L45 164V162L44 161H46L48 158H46ZM65 157V160L64 161H66V156H64ZM69 157V156H68ZM0 158H1V156H0ZM13 158V159H12ZM38 160H37V159ZM41 158H43V160L41 159ZM109 159H110V157H108ZM113 158H115V157H113ZM21 159V160H22ZM45 159V160H44ZM59 159V160H58ZM68 159V158H67ZM107 159V158H106ZM1 160V159H0ZM10 161L11 163H9L8 161ZM26 160H28V159H26ZM37 160V161H36ZM40 160V163H38V161ZM110 160H112V159H110ZM109 160V162H111ZM28 161H30V160H28ZM44 163L43 165H45V167H43V169H46V171L47 172H50L49 174H47L46 173V171H45V173L46 174H44L43 173V170H39L37 167L39 166L40 167V169H42V166L43 165H40L42 162ZM59 164V166L60 165H62V167L60 166V167H58V164L56 163V162ZM103 161V160H102ZM104 161H105V159H104ZM104 161H103V163H104ZM1 162H3V160H1ZM7 162V163H6ZM20 162V161H19ZM46 162H49V160L48 161H46ZM61 162V163H60ZM69 162V161H68ZM73 162V164H74V161H72ZM72 162L70 161V164H72ZM85 162V161H84ZM83 161H81V163H84ZM105 162H107V161H105ZM9 163V164H8ZM21 164H23L22 163V161L20 162ZM52 163H53V165H52ZM55 163V164H54ZM66 163V165L68 164L67 162H65ZM79 163V165H77ZM108 163V162H107ZM38 164V165H37ZM72 164V165H73ZM3 164H0V167H4V166H2ZM18 166V168H15V169H13V167L15 166V167H17ZM56 165V166H55ZM65 165V167L66 168H68L67 166ZM69 165V164H68ZM72 165H71V168H73L72 167ZM74 165H76V166H79V170H78V168H77V171L78 172H80V174L83 172V170L85 169V166H83V165H85V163L83 164V165H81L80 164V161H78V162H75V164ZM32 166V167H31ZM47 166V167H46ZM54 166V167H53ZM76 166H74V168L76 167ZM21 169H20V168ZM28 167H25V168H28ZM57 167H58V169H57ZM70 167V166H69ZM84 167V169H80V168H83ZM22 168H23V170H22ZM37 168V169H36ZM22 170V172L20 171H18V170ZM38 170L39 172H37V171H34V170ZM50 169H53V170H50ZM62 169V170H61ZM11 170H9V171H11ZM70 170V168L67 170V171H69ZM76 170V169H75ZM75 170H72V171H75ZM67 171H66V173H67ZM19 172V174H17ZM31 172V173H30ZM53 172V173H52ZM77 172V173H78ZM13 173V172H12ZM11 173V174H12ZM13 173V174H14ZM28 173V172H27ZM33 174V173H32ZM55 174V175H54ZM65 174V173H64ZM7 175H9V177H10V179H8L7 180ZM44 175L46 176L47 175V178L45 179L44 178ZM6 176V177H5ZM49 176V177H48ZM6 178V180L5 181H3V178ZM8 177V178H9ZM20 177V178H19ZM32 177V176H31ZM41 178V179H40ZM53 178H54V180H53ZM57 178V177H56ZM13 179V180H12ZM26 179V180H25ZM51 179H52V181H51ZM65 179V178H64ZM22 180H20L19 182L21 183V185L19 184V187L21 188V186H24V192H25V190H27V192L24 194V193H22L23 195H27V193H29L28 192V189H29V191H30V184L29 183H27L28 185H30V186H28V185H26V187H25V185H24V182L22 181ZM36 180V181H37ZM61 180H62V178H61ZM78 180V179H77ZM23 182V184H22V182ZM48 181H50V182H52V184H54V185H52V187H51V183H50V185H48ZM75 181H76V179H75ZM80 181V180H79ZM58 182H60V181H58ZM61 182H63V181H61ZM60 182V183H61ZM77 182V181H76ZM13 183V184H14ZM59 183V184H60ZM2 184V183H1ZM10 184V183H9ZM16 185H18V183H15ZM3 185V184H2ZM12 185V184H11ZM39 185H41L42 186V182L39 184ZM48 185V186H47ZM28 186V187H27ZM35 186L36 185H34V188H35ZM76 186H78V183H77V185ZM59 187V186H58ZM0 188H1V185H0ZM3 188V189H2ZM1 189L3 190V192H4V194L2 193V190H0L1 192V194H0V196H1V199L2 200H4V198H5V200H7V199H10V200H8V202H6V201H3V202H5V203H3L2 202V200H1V202H0V204H2L3 206L5 205V207H3L2 205V208H8L9 210H11V212H9V214H8V211H5V213L2 215V211H4V210H0L1 212H0V214L2 215H0V223H1V221H4V222H9V224L11 225V226H13V228H12V230H10V236L11 235H14V236H12V237H10V238H12V239H8V240H2V241H0V243H1V245H0V264H129V263H131V262H136L135 264H141V262H144L145 263V260L146 259H149L148 260V262H146L145 264H150V263H152V262H154V263H158V262H156V260L158 259V260H160V259H162L164 256L163 255H160L159 254V258L161 257V256H163L162 258H158V257H156V255L158 254V252L159 253H161V252H164L165 251V249L164 248H167L168 247V249H170V248H173V250H174V242H176L175 244H177V242H179V241H177V239L175 238L176 236L175 235H177V234H175L173 237L174 238H172V235L170 236L171 238H169V235L168 236H166V238H168V239H166L165 238V236L163 237V235H164V233L162 234V228H164L165 229V227L166 228H168L169 227V230H170V228H171V226L174 228V226L173 225H176L175 227H178L177 225V223L178 222H174V220H176V219H173L172 220V218H169V219H171V220H167L168 218H166L165 219V217H166V215H165V212H172L171 210H170V207H169V205H171V204H168L167 205V203H166V206H163V205H165L164 203H161V206L159 205V209H158V211H159V215H158V218L157 219H155V221H153L154 220V218H153V220L151 219V220H149L150 221V223L153 225V226H155V227H152L151 225V228L150 229H152L151 231L153 232V230H154V232L153 233H149V234H147L148 233V231H143L142 229H139V228H137L139 225L137 224V223H134V222H132L133 221V219H131V220H129V217L130 216H127V218H128V220H127V218L125 219L124 218V216H126V215H129V214H126L125 215V213H127L128 212V210H131L130 209V207L127 205V207H129L128 208V210H125V209H127V207H125L124 208V206H126L125 204H123L122 202H118V203H116V206L114 205V206H111V207H114V209H113V211H112V213H114L113 215H112V213H110V211L106 208V204L103 206V207H105L106 209H100L101 207V205H103V204H101L99 207H94V206H92V207H94V210H93V208L90 206L91 204L90 203H88V208H87V206H85V202H87L86 200H85V197H84V194H82L83 196H81L80 194H78V196L80 195L82 198H81V201H83V197H84V200L85 201H83V204H82V202H80L81 204H79V198L77 197V194L75 193V197L78 199V200H74V202L77 204H79V206H78V204H77V209H79V210H75L74 208H76V204L73 202V201H71V202H73L74 203V206L72 205H70V201L68 202H66V200H65V198H66V191L63 189V188H61V189H63V190H61V189H59L61 192H63V191H65V192H63L64 194L62 195V193L61 194H59L58 192H60V191H57L56 193L58 194H56V198L54 199L55 200V202H54V200H52L54 197H55V195H53V194H55V193H52L53 192V190L52 191H50L51 192V195H53V197L50 195V193H47L46 194V199L47 198H49V199H51V203L50 204H52L53 202H54V204L57 206H63L64 204H65V206L64 207H66V209L65 208H63L62 207V209L65 211L64 212V214H60V213H62V212H60V211H62V210H58L57 208H59L58 206L56 207L54 204H52V205H49L47 202L46 203H44V202H42V204L43 205H41L40 204V206H41V208L40 207H37V206H39V205H33L32 203H31V198L29 197L28 199H27V197H25V199H27L25 202H23V200H22V198H21V192H23V191H21L22 189H23V187H22V189L20 190H18L17 192V194H16V189H17V187H16V189H14V191L13 190H11L12 191V193L14 192L15 193V195H13L12 193H11V195H8L11 191H7V193L5 194V192H6V190H4L5 188L4 187H2ZM25 188H28V189H25ZM31 188H32V186H31ZM74 188H77V187H74ZM84 188V187H83ZM48 189V190H47ZM79 189V188H78ZM32 190V189H31ZM84 190H85V188H84ZM2 194H3V197H2ZM5 195H7L6 197H5ZM48 195H50V196H48ZM60 195H62V196H64L65 195V197H62L63 198V201L64 202H62V198H61V200H59L60 198H58V196L60 197ZM9 196V197H8ZM21 199H20V198ZM23 198H24V196H22ZM20 199V200H19ZM45 199V198H44ZM45 199V200H46ZM48 199V202L50 201ZM146 199V198H145ZM148 199V198H147ZM146 199V200H147ZM22 200V201H21ZM56 201H58L59 203H60V205H59V203H57ZM20 202L22 203V204H20ZM46 204H48V206L46 205ZM63 204V205H62ZM72 204V203H71ZM17 205H19V206H17ZM45 205V206H44ZM68 205V206H67ZM80 205L82 206V208H79L80 207ZM86 207H84V206ZM87 205V204H86ZM97 204H95V206H96ZM142 204H137V205H135V206H141ZM145 206H146V204H144ZM1 206H0V208H1ZM15 208H19V209H14L13 207ZM50 206H52V207H50ZM55 206V207H54ZM98 206V205H97ZM143 206V205H142ZM172 206V205H171ZM9 207H12V208H9ZM44 209H43V208ZM45 207H46V209H45ZM50 207V208H49ZM68 207V208H67ZM71 207V208H70ZM92 208L91 210H90V208ZM102 207V208H103ZM107 207H109V206H107ZM116 207V208H115ZM252 207V206H251ZM253 207H255V206H253ZM35 208H37V210H38V208L40 209L39 210V212H36L37 210H35ZM84 208V209H83ZM97 208H98V212H97ZM110 208V207H109ZM120 208L122 209V213H121V211L120 212H118L119 214H121V216L117 213V211L118 210H120ZM124 208V209H123ZM260 208V209H259ZM8 209H6V210H8ZM42 209V210H41ZM47 209H49V210H47ZM54 209H57V210H55L54 211ZM68 209V210H67ZM110 209H112V208H110ZM116 209V210H115ZM142 210L144 209V207L143 208H141ZM141 209H139V212H138V210H137V212H138V214L137 215H134L135 217L136 216H141ZM164 209H166V211L164 210ZM168 209V210H167ZM250 209V208H249ZM253 209V208H252ZM257 209V210H256ZM13 210L15 211L14 212V214H13ZM24 210H26V211H24ZM44 210V211H43ZM47 210V211H46ZM80 210H82V211H80ZM90 210V211H89ZM103 210V211H102ZM106 210H108L109 211V213L112 215L111 216V218L109 217V215H108V213H107V211ZM173 210H174V208H173ZM246 210V209H245ZM260 211L261 213L263 212V214H264V207H256L255 208V210L254 211ZM16 211H17V213H16ZM21 211V213H19ZM41 211V212H40ZM48 211L50 212V213H52V214H48ZM58 211V212H57ZM102 211V212H101ZM104 211H105V213H104ZM123 211L125 212V213H123ZM163 211V212H162ZM165 211V212H164ZM180 211V210H179ZM236 211H239V210H236ZM242 211V210H241ZM244 211V210H243ZM248 211H253V210H248ZM258 211V212H259ZM44 212H46V214L44 213ZM66 212H67V214H69L70 216H71V219H70V217H69V215H67L66 214ZM101 212V213H100ZM134 212H136L135 210H134ZM259 212V213H260ZM56 213H58V214H56ZM106 213H107V217H105L106 216ZM234 213H236V212H234ZM11 214V215H10ZM12 214H13V216H12ZM43 214L45 215V216H43ZM75 214V215H74ZM237 214V213H236ZM7 215H9L8 217L10 218V216H11V219H7V218H5ZM28 215H30L31 217V219L28 221V225L31 227V230H32V232H35V230H37V229H35V228H37V225L38 224H40V227H41V230H40V232H38L39 233V235H30V237L28 238V239H25V237L24 238H21L20 236H22L21 235V233L19 232V233H17V227L18 228H21L25 223H26V221H25V218H26V216H28ZM49 215V216H48ZM61 216V217H58V216ZM117 215H119V216H117ZM165 215V216H164ZM231 215H233V214H231ZM262 215V214H261ZM261 215H259V217H258V215L255 217L256 219L255 220H251V221H249V220H247V221H245V220H241L240 218V220H235V221H233V219H231V217H230V220L228 219V220H225V219H223V221H216V223L218 224H216L215 222H214V220H212V222H214V224L215 225H213L212 224V226L211 227H216V228H218L216 231H218L219 230V228L221 229L222 228V230L224 231V232H226V233H224V234H226V235H229V238L230 239H232V241L234 240V239H238V242L240 243H238V242H236V243H233L232 241H231V244H233V247H232V249H230V251H227L226 253H225V251L223 252V253H220V252H218L217 254L214 252V254H216V257H215V255H214V258H212V257H209L210 259H208V260H210V262H208V260L207 259H203V264H224V262L226 261V259H228V256L231 254V252L233 253V254H235L234 256H235V260L234 261H231L232 260V258L230 259V261L228 262H225V263H228V264H238L239 262H242L243 264L246 262V263H248V264H261L262 262V264H264V218H261ZM48 216V217H47ZM53 216V217H52ZM115 216V217H114ZM123 216V217H122ZM133 216V215H132ZM179 216H181V215H179ZM238 216H241V215H238ZM247 215H245V216H241V217H246ZM12 217H13V219H12ZM46 217H47V219H46ZM68 217H69V221H68ZM227 217V216H226ZM235 217V216H234ZM16 220H15V219ZM47 220H45V219ZM52 218V219H51ZM124 218V219H123ZM130 218H132V217H130ZM134 218V217H133ZM139 218V217H138ZM222 218H224V217H222ZM228 218V217H227ZM226 218V219H227ZM259 218H260V220H259ZM60 219V220H59ZM136 219V221H138L139 219L141 220V217L139 218V219H137V217L135 218ZM163 219V220H162ZM219 220L221 219V218H218ZM235 219V218H234ZM258 219V220H257ZM45 220V221H44ZM123 220H127V221H123ZM158 220V221H157ZM178 220V219H177ZM233 222H232V221ZM13 221H14V223H13ZM30 221H31V223H30ZM54 221H56V222H54ZM118 221V222H117ZM131 221V222H130ZM148 221V220H147ZM147 221H143L142 220V222H147ZM162 221V222H161ZM167 221V222H166ZM170 221H172V224L170 223ZM238 221V222H237ZM260 221V222H259ZM3 222V223H4ZM48 224H47V223ZM129 222V223H128ZM140 221H138V223H139ZM169 222V223H168ZM179 222H181V223H186V221H181V220H179ZM232 222V223H231ZM51 223V224H50ZM52 223H55V225L53 226L52 225ZM62 223V224H61ZM150 223H143L146 227H148L149 225L148 224H150ZM160 223H161V225H160ZM163 223H164V225H163ZM168 223V224H167ZM173 223H175V224H173ZM181 223H179V224H181ZM250 223H252V224H250ZM255 223H256V226H255ZM46 224H47V226L48 225H51V226H53V227H50V226H46ZM134 224V225H133ZM169 224L171 225V226H169ZM235 224H237L236 226L237 227H234L235 226ZM242 224H243V226H242ZM19 225V226H18ZM251 225H252V227H251ZM258 225H259V227H258ZM141 226H143V225H141ZM161 226V227H160ZM163 226V227H162ZM194 226H195V224H194ZM140 227V226H139ZM144 227V226H143ZM232 227H234V228H232ZM244 227V228H243ZM245 227H246V229L248 230H246L245 231ZM247 227H249L250 228V230H249V228H247ZM149 228H147V229H149ZM154 228V229H153ZM171 229L172 230V232H176V233H178V231H177V229L176 228H174V229ZM191 228V227H190ZM238 228V229H237ZM251 228H255L254 229V231H252L253 229H251ZM143 229H146V228H143ZM160 229V230H159ZM242 229H244L243 231H242ZM193 230V229H192ZM228 230V231H227ZM235 232H234V231ZM47 231H49L48 233L49 234H47ZM158 231V232H157ZM164 231V230H163ZM188 231V230H187ZM220 231V230H219ZM218 231V232H219ZM222 231V232H223ZM261 233H260V232ZM150 232V231H149ZM221 232V231H220ZM219 232V233H220ZM236 233L234 236H236V238H234V236H231L230 235V233ZM238 232H240V234L238 233ZM248 232V233H247ZM244 233V234H243ZM250 233V235H249V238H248V235L247 234H249ZM258 233V234H257ZM158 234V235H157ZM223 233H221V235H222ZM242 234V235H241ZM156 235V236H155ZM181 235H183V236H185V237H187V238H189V240H191V242L190 243H192V240H193V238L190 236V234L189 233H181ZM7 236V235H6ZM24 236V235H23ZM190 236V237H189ZM240 236H242V237H240ZM243 236L245 237V239H247V240H245L244 238H243ZM17 237V238H16ZM50 237V238H49ZM239 237V238H238ZM252 237H253V239H252ZM255 237V238H254ZM14 238V239H13ZM49 238V239H48ZM186 238V240L185 241H187L188 239ZM191 238V239H190ZM240 238H242V239H240ZM252 239V242L250 241L251 239ZM25 239V240H24ZM46 239H48V240H46ZM159 239H160V243H159ZM166 239V240H165ZM260 239V240H259ZM20 240H22V241H25V242H23V245H24V248H23V246H22V241H20ZM153 240H154V243H153ZM172 240V241H171ZM176 240V241H175ZM188 240V241H189ZM241 240V241H240ZM253 240H256V241H253ZM19 241V242H18ZM36 241V242H35ZM37 241H39L38 243H37ZM168 241H169V243H168ZM174 241V242H173ZM247 241V243H245ZM259 241V242H258ZM262 241V242H261ZM4 242V245L2 244ZM15 242H18V243H15ZM27 242V243H26ZM31 242V243H30ZM33 242H35V243H33ZM162 242H163V244H162ZM218 242V241H217ZM250 242H251V244H250ZM256 242V245L254 244ZM12 243V244H11ZM13 243H14V245H16V244H19V246H13ZM46 243V244H45ZM90 243V244H89ZM95 243V244H94ZM172 244V246H171V244ZM180 243V242H179ZM178 243V244H179ZM190 243H181V244H183L184 245V247H185V249L188 247V248H193L194 249V247L193 246H191V244ZM13 246H11V245ZM29 245L30 244V246H29V248L27 249V247L25 246V245ZM32 244H33V247H32ZM37 244V245H36ZM137 244L139 245L138 247H137ZM141 244L144 246V248L146 247L145 246V244H149V249L148 250H146V249H143L142 247L143 246H141ZM170 246H169V245ZM238 244V246H236ZM241 244H242V246H241ZM244 244H245V246H244ZM262 244V245H261ZM34 245H35V247H37V251L35 250L36 248L34 247ZM158 245V246H157ZM188 245V246H187ZM20 246H22V248L24 249H22V248H20ZM75 246V247H74ZM96 246V247H95ZM116 246V247H115ZM152 246V248H150ZM160 246H164V248L163 247H161L162 248V250H164V251H162V250H159V247ZM190 246V247H189ZM244 246V247H243ZM19 247V249H21L20 250V252H19V255H17L19 258H17V256H14L15 255V253L13 252V251H15V250H17V248ZM99 247V248H98ZM170 247V248H169ZM252 247V248H251ZM34 249V250H31V249ZM71 248V249H70ZM98 248V249H97ZM238 248V249H237ZM12 249V253H14V254H9L11 257H10V259H7L8 257H9V255H8V253L10 252L9 250H11ZM26 249L27 250H29V251H27V253H26ZM154 249V250H153ZM157 249L159 250L158 252H157ZM259 249V250H258ZM139 250V251H138ZM150 250V254L148 253H146L147 251H149ZM156 250V251H155ZM187 250H189V249H187ZM194 250H197V249H194ZM252 250V251H251ZM263 250V251H262ZM143 251V252H142ZM152 251V252H151ZM154 251V252H153ZM169 251V253H168V255L167 256H172V254L171 255H169L170 254V250H168ZM189 251H191V250H189ZM220 251V250H219ZM234 251H235V253H234ZM241 251V252H240ZM247 251V252H246ZM256 251V252H255ZM32 252H33V256H32ZM36 252V253H35ZM258 252H260V253H258ZM37 254L36 256H35V254ZM142 253H144V254H147V255H143ZM183 253V252H182ZM188 253H191V254H193L192 253V251L191 252H188V251H186L184 254H185V258H183L184 257V254H183V256L182 257H180V258H182V260H181V262H184L183 264H185L190 258H192V256H190V258H188V256L189 255H191V254H189L188 255ZM196 253V252H195ZM208 253V252H207ZM206 253V254H207ZM237 253V254H236ZM26 254V255H25ZM28 254V255H27ZM30 254V255H29ZM119 254V255H118ZM143 255V258L145 259H143L141 256ZM162 254V253H161ZM209 254H210V252H209ZM221 254V255H220ZM232 254V255H233ZM246 254V255H245ZM20 255H21V257H22V261H20L21 260V257H20ZM133 255V256H132ZM186 255H188V256H186ZM195 255V254H194ZM248 255V256H247ZM13 256V257H12ZM25 256H27L26 258H25ZM29 256V257H28ZM132 256V257H131ZM147 256H149L148 258H146ZM176 256H178L177 254H175V258H176ZM209 256V255H208ZM231 256V255H230ZM229 256V257H230ZM239 256V257H238ZM249 256H251V257H249ZM5 257H7V258H5ZM14 257H15V259H14ZM30 257H33V259L32 258H30ZM135 257L137 258V259H135ZM155 257V258H154ZM166 257V256H165ZM173 257V256H172ZM232 257V256H231ZM12 258V259H11ZM17 258V259H16ZM121 258V259H120ZM132 258V259H131ZM139 258V259H138ZM151 258H152V260H151ZM188 258V259H187ZM208 258V257H207ZM234 258V257H233ZM245 258V259H244ZM255 258H256V260H255ZM259 258L261 259V261H258L259 260ZM18 259H19V262H18ZM24 259V260H23ZM164 259V258H163ZM172 259V258H171ZM171 259L169 260V262L171 261ZM174 259V258H173ZM185 259V260H184ZM186 259H187V261H186ZM196 259H199V258H197L196 257ZM238 259V260H237ZM240 259V260H239ZM13 260H14V263H13ZM15 260H16V263H15ZM32 261V262H30V261ZM144 260V261H143ZM154 260V261H153ZM167 260H168V258L166 259L165 258V260H164V262L166 261L167 262ZM175 260V259H174ZM180 260V259H179ZM178 260V262H180ZM192 261H193V259H191ZM254 260H255V263H254ZM11 261V262H10ZM121 261V262H120ZM161 261H163V260H161ZM159 262V263H163V262ZM173 261V260H172ZM257 261V262H256ZM138 262V263H137ZM189 262H191L190 260H189ZM194 262V261H193ZM202 262L200 263V262H197V264L199 263V264H202ZM205 262V263H204ZM234 262V263H233ZM171 263H174V262H171ZM170 263V264H171ZM177 263V262H176ZM245 263V264H246ZM165 264H168V263H165ZM182 264V263H181ZM187 264H189V263H187ZM193 264V263H192Z\"/></svg>",
	"mask_w": 264,
	"mask_h": 264
}]
</instances>
